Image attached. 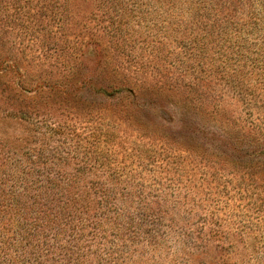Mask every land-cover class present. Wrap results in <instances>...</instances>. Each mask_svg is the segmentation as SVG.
<instances>
[{"label":"rangeland","instance_id":"obj_1","mask_svg":"<svg viewBox=\"0 0 264 264\" xmlns=\"http://www.w3.org/2000/svg\"><path fill=\"white\" fill-rule=\"evenodd\" d=\"M5 62L0 264H264V0H0Z\"/></svg>","mask_w":264,"mask_h":264},{"label":"trees","instance_id":"obj_2","mask_svg":"<svg viewBox=\"0 0 264 264\" xmlns=\"http://www.w3.org/2000/svg\"><path fill=\"white\" fill-rule=\"evenodd\" d=\"M0 66H14V65L12 63L5 62L3 64H0ZM18 85H19V82H18ZM66 86H68V85H51V86L45 87V88H48V89H46L47 90L46 93L51 94L53 96H62L63 95L64 99H66L68 102H74L76 105H83V104H85V102L88 101V98L85 96L84 90L86 88H83L84 86L72 84V85H70L69 88H66L65 92H64V87H66ZM85 86H88L90 91L93 90L96 93H100V94H103V93L107 94V91H109V89H108L109 86H107V87L100 86L96 83L95 84L92 83V84L85 85ZM114 87H116V86H112L111 88H114ZM4 90H6L7 93H9V95L7 96V100L14 98L12 96V93H11L12 90L16 91L15 95H21V96L25 95L23 89H19V88L16 89L13 85H8V86L6 85ZM27 92L28 93H34V92H36V90L28 89ZM66 100H65V102L67 105Z\"/></svg>","mask_w":264,"mask_h":264}]
</instances>
